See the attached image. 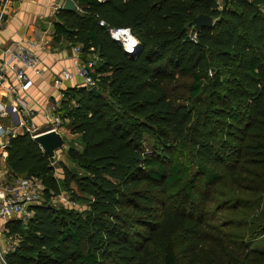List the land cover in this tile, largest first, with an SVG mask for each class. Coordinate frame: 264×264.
I'll return each mask as SVG.
<instances>
[{
    "label": "trees",
    "instance_id": "obj_1",
    "mask_svg": "<svg viewBox=\"0 0 264 264\" xmlns=\"http://www.w3.org/2000/svg\"><path fill=\"white\" fill-rule=\"evenodd\" d=\"M72 1L54 39L98 58V93L63 91L77 167L59 162L63 178L30 133L10 139V174L41 181L45 202L6 223L5 264H264L248 243L264 237V0ZM178 76L192 80L183 102ZM63 191L88 210L55 207Z\"/></svg>",
    "mask_w": 264,
    "mask_h": 264
},
{
    "label": "crops",
    "instance_id": "obj_2",
    "mask_svg": "<svg viewBox=\"0 0 264 264\" xmlns=\"http://www.w3.org/2000/svg\"><path fill=\"white\" fill-rule=\"evenodd\" d=\"M65 0H0V12L4 14L5 24L0 32V69L5 70L7 79L0 86V102L6 107L14 106L21 101L25 106L35 112L29 118L27 127L20 125L16 115L9 114L0 117V125L12 134L0 140V189L14 187L18 179L10 174L7 164V146L11 135H22L25 132L39 134L46 130L50 116H60L63 91L81 85L82 82L74 78L69 81L63 90L57 89L54 81L64 69L76 72V65L87 63L96 58L95 55H86L75 52L76 45L67 42H57L55 24L59 21L58 13L63 9ZM64 10V9H63ZM19 45L30 48L37 56L38 63L34 69H26L27 76L33 84L28 91L19 90L20 83L16 73L6 66V61ZM16 87L18 93L12 95L8 86ZM62 120L59 132L65 136L67 129ZM65 130V131H64ZM67 137V136H65ZM6 223L0 219V248H6Z\"/></svg>",
    "mask_w": 264,
    "mask_h": 264
},
{
    "label": "built area",
    "instance_id": "obj_3",
    "mask_svg": "<svg viewBox=\"0 0 264 264\" xmlns=\"http://www.w3.org/2000/svg\"><path fill=\"white\" fill-rule=\"evenodd\" d=\"M5 24L4 14L0 12V32ZM101 26H105L104 22L100 23ZM127 30V31H126ZM110 35L113 40L120 43L125 52L130 55H134L138 50L139 42L133 36L130 29H110ZM135 39L136 43L133 44L132 41ZM195 39V38H194ZM128 48H131V51H128ZM75 52L79 55L82 53L80 46L75 48ZM4 53L0 47V55ZM38 63V58L36 54L30 49L22 45H19L17 49L11 54L9 59L6 61V66L16 73L17 80L20 83L19 90L28 91L33 82L27 76L26 69H34ZM98 63V58H94L87 63L76 65V72L73 73L69 69L62 70L60 76L55 79L54 85L57 89L63 90L66 84L74 78L79 79L83 86L87 88L96 87V82L93 78V73ZM7 76L5 70L0 69V86L6 81ZM16 87L9 85L8 91L12 95H16L18 91ZM9 114L16 115L20 120V125L27 127L29 118L33 117L35 114L34 111L29 110L25 104L21 101H18L16 105L6 107L0 102V117L8 116ZM62 128V118L53 114L50 116L49 124L46 127L44 132L48 131H59ZM27 131L30 129L27 127ZM42 133V132H41ZM12 134L7 131L2 125H0V140L2 137ZM32 135V134H31ZM36 134H33L34 138ZM12 138L16 137L15 134L11 135ZM44 187L38 179L26 176L17 180V183L14 187L10 189H0V219L8 222L14 218L21 220H28L32 216V207L42 205L44 200L43 195ZM11 250V249H9ZM8 250V251H9ZM6 251V252H8Z\"/></svg>",
    "mask_w": 264,
    "mask_h": 264
},
{
    "label": "rangeland",
    "instance_id": "obj_4",
    "mask_svg": "<svg viewBox=\"0 0 264 264\" xmlns=\"http://www.w3.org/2000/svg\"><path fill=\"white\" fill-rule=\"evenodd\" d=\"M138 46H140V44H138ZM191 81H192L191 78L188 77V76H186V77L178 76L176 81L171 83L170 87H169L172 98L174 100H176L177 102L186 101L187 97L189 96V87H190ZM96 88H97V86H96ZM65 128H66V126H65ZM65 134H66L65 136H67L68 139L72 138L70 130L67 129ZM66 148L67 147H66V144H65L64 148L57 152L56 164L55 165H56V176H57L58 179L63 178V172H62V170H61V168L59 166V162L64 161V162H67L69 164L70 168H72V169L77 168V167H75L74 164L69 163V161H68V159L66 157ZM51 203L55 207H64V208H67V209H70V210L73 209V210L78 211L80 213H84V212H86L88 210V204L87 203L78 202V201L72 200L71 195L69 193H67L66 191H63L60 195L53 197ZM224 214H225V212L222 211L221 213L218 214V216L221 217ZM248 243L250 245V249L253 252H255V253L264 252V237H262V238H260L258 240L249 241ZM16 244H17V241H14L11 238H7L6 237V248L7 249H5V248L1 249L0 248V264H5L4 256L6 254V251H8L9 249L13 250L14 247L16 246ZM234 249L235 248H233L232 251ZM213 257H214V255L213 256L210 255L209 258H213ZM209 258L207 259L206 264H213L215 261L211 262Z\"/></svg>",
    "mask_w": 264,
    "mask_h": 264
},
{
    "label": "water",
    "instance_id": "obj_5",
    "mask_svg": "<svg viewBox=\"0 0 264 264\" xmlns=\"http://www.w3.org/2000/svg\"><path fill=\"white\" fill-rule=\"evenodd\" d=\"M225 5H228L229 0H223ZM76 4L72 0H65L63 9L67 11L75 10ZM196 29L211 28L214 25L213 19L207 15H199L195 18ZM91 92L98 93L96 87L90 89ZM34 141L42 148L44 153L52 159H55L57 152L62 150L65 146V139L62 133L53 130L42 132L34 136Z\"/></svg>",
    "mask_w": 264,
    "mask_h": 264
},
{
    "label": "clouds",
    "instance_id": "obj_6",
    "mask_svg": "<svg viewBox=\"0 0 264 264\" xmlns=\"http://www.w3.org/2000/svg\"><path fill=\"white\" fill-rule=\"evenodd\" d=\"M126 31H127V30H126ZM132 43H133V44L136 43L135 39H133ZM131 50H132L131 48H128V51H131Z\"/></svg>",
    "mask_w": 264,
    "mask_h": 264
}]
</instances>
